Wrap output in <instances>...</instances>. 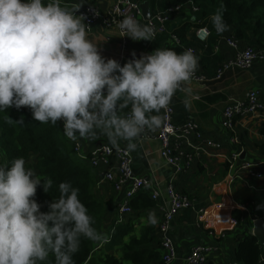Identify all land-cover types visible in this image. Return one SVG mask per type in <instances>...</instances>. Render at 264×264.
I'll use <instances>...</instances> for the list:
<instances>
[{
  "label": "clouds",
  "instance_id": "1",
  "mask_svg": "<svg viewBox=\"0 0 264 264\" xmlns=\"http://www.w3.org/2000/svg\"><path fill=\"white\" fill-rule=\"evenodd\" d=\"M82 4L71 9L61 0H0V112L30 109L33 121L62 122L64 136L73 142L104 136L131 153L146 131H156L160 113L188 85L199 67L192 50L156 48L123 66L101 55L88 37ZM218 34L228 30L221 12L211 17ZM120 37L134 42L155 36L151 24L132 16L117 22ZM190 100L186 98L188 106ZM127 109L126 114H121ZM8 123L23 124L21 119ZM50 178L41 179L26 168L23 157L0 166V264H41L54 255L55 264H75L81 238L99 242L102 235L70 182L58 185L59 196L42 212L35 196L48 193ZM147 220L156 224L155 212Z\"/></svg>",
  "mask_w": 264,
  "mask_h": 264
},
{
  "label": "crops",
  "instance_id": "2",
  "mask_svg": "<svg viewBox=\"0 0 264 264\" xmlns=\"http://www.w3.org/2000/svg\"><path fill=\"white\" fill-rule=\"evenodd\" d=\"M133 1L140 7L144 3L147 4L149 19L145 20L141 10V17L138 20L141 24H147L151 19L157 20L158 15H166L164 23L169 32L178 39V47L182 51L187 47H193L197 52L199 60L197 71L209 79L205 84L206 87L191 82L188 85L190 92L178 91L170 105L173 108V122L180 125L185 121H194L198 125L202 140H197L194 135L178 139L183 152L192 157L191 166L178 174L161 156L160 142L156 139L159 128L154 132L147 131L149 138L141 137L137 141V149L131 152L133 172L135 176L147 179L149 186L140 190L136 199L143 201L147 197L150 198V193L153 191H159L160 194L152 207L140 209L134 217L124 215L120 218L118 213L124 203V191L128 185L117 191L109 182L103 180L105 169H92L96 182L95 196L106 204L101 230L102 240L96 243L94 254L96 257L111 256L120 261L123 256V245L129 244L133 239H139L141 231L145 229L149 230V239L152 241L147 249L156 250L160 241L159 227L164 211L168 207L164 188L168 183H172L193 203L190 209L179 212L170 225V237L176 246V260L172 264H186L185 258L190 254L193 246L202 243L213 245L218 249L207 264H232L236 262L234 252L238 246L234 237L237 230L234 213L238 212L242 215L249 232L253 230L254 222L257 220L262 221L264 226V219L257 218L253 208V199L258 200L264 196V169L258 179L251 178L247 171L241 170L245 162L256 165L264 160V135L261 134L264 126V61L255 63L247 72L229 71L224 73L220 80L214 81L212 78L218 66L233 55V51L225 45L223 38H234L240 41V46L251 45L248 40L241 41L236 38V26L218 34L211 23V17L216 13L214 11L204 15L195 5L192 8L184 6L182 10L167 15L168 10L174 8L172 1ZM76 3H81V7L96 6L103 14L113 5L112 0H68L67 3L61 0V6L68 9ZM175 6L178 5L175 3ZM198 22H202L208 28L209 38L206 42L199 41L195 36ZM88 37L97 44L103 57L119 61L124 56L123 65L132 59L133 52L139 58L141 54H151L158 47L172 46L170 35L166 33L157 34L151 42H134L127 37L123 42L116 28L107 29L102 22L96 23L88 30ZM252 89L259 91L262 109L249 117L238 118L232 131L223 129V111L229 101L244 99ZM186 98L191 101L188 106L185 104ZM127 111L125 109L121 114H126ZM231 137L238 139L237 144L231 143ZM205 141H212L216 147H207ZM76 143L80 148L78 151H73V154L85 163L87 162L84 160L85 155L91 148L100 144L112 146L102 135L94 140H78ZM125 143L122 141L120 148L125 149ZM232 157L235 158L234 161L231 160ZM34 162L33 158L26 161V168L33 172L30 167ZM226 164L228 168L224 172L223 166ZM0 166H7L6 157L1 152ZM110 167L116 175L114 160L110 161ZM41 211H43L42 206ZM153 211L157 219L154 225L147 220L148 213ZM127 226H130L132 231L122 241L114 243L113 238L118 229ZM222 233H224L223 237L220 236ZM258 264H264L263 250Z\"/></svg>",
  "mask_w": 264,
  "mask_h": 264
},
{
  "label": "trees",
  "instance_id": "3",
  "mask_svg": "<svg viewBox=\"0 0 264 264\" xmlns=\"http://www.w3.org/2000/svg\"><path fill=\"white\" fill-rule=\"evenodd\" d=\"M174 5H196L206 15L209 11L221 12L228 28L235 27V36L243 41L248 40L251 45L264 51V0H169ZM68 0H64V3ZM178 53L182 52L179 47H168ZM8 118L13 122L21 119L23 124L8 123ZM264 135V126L261 130ZM0 152L6 157L7 166L19 157L26 161L33 158L34 165L30 168L42 180L50 178L53 186L48 193L38 187L35 199L43 207L42 212L48 211V203L59 196L58 185L61 182H70L73 187L79 189V199L87 207L88 213L94 220V227L101 234L105 219L106 204L99 201L95 196V180L92 168L87 162H81L73 154V145L64 136L62 126L57 122L55 126L51 123L42 124L33 121L32 113L28 108L20 110L13 108L6 112H0ZM224 172L228 164L223 166ZM139 192L129 201L131 207L130 217L138 214L140 209L150 208L154 205L151 198L139 201ZM254 201V212L257 218L264 219V196ZM244 203V202H242ZM257 203V204H256ZM237 230L234 234L237 239V249L234 252V259L238 264H258L262 250L257 238L252 236L245 225L242 215L235 212ZM132 231L130 226L120 228L115 233L113 242L122 239ZM93 242L81 238L79 251L73 256L75 264H160L161 253L158 248L149 251L147 248L152 243L149 239V230L141 231L139 239H133L129 244L123 245L122 259L111 256L96 257L94 254L95 245ZM113 247V246H112ZM111 247V249H112ZM41 264H55L54 255Z\"/></svg>",
  "mask_w": 264,
  "mask_h": 264
},
{
  "label": "built area",
  "instance_id": "4",
  "mask_svg": "<svg viewBox=\"0 0 264 264\" xmlns=\"http://www.w3.org/2000/svg\"><path fill=\"white\" fill-rule=\"evenodd\" d=\"M113 5L106 13H102L96 6L85 5L80 8L76 15H82L84 17V23L90 30L96 23L102 22L105 28H117V22L122 20L126 16H132L136 20L141 17V7L133 0H112ZM184 6L189 8L195 7L193 4L178 5L168 10L167 15L178 12L183 9ZM166 15L157 16V20L151 19L147 24H151L154 31L157 34H169L173 47L179 46L178 39L169 32L164 21ZM198 27L195 30V36L201 42H206L209 38V31L202 22H198ZM119 32V30H118ZM120 34V33H119ZM126 37H122L125 42ZM223 42L227 47L233 51V55L224 60L216 69L213 80L217 81L222 78L224 73L229 71H249L253 65L257 62L264 61V51L257 49L254 45L240 46V41L231 37L223 38ZM124 44V43H123ZM185 50H192L197 56V52L193 47H187ZM182 51V52H183ZM124 56L119 59V63L123 66ZM209 79L200 74L198 71L194 74L192 81L200 87H206L205 84ZM262 109V104L259 100V91L256 89L250 90L246 97L242 100H230L229 104L223 111L222 127L226 131H232L234 129L235 122L240 117H249ZM173 108L170 105L167 110L161 112L162 123L159 130L156 133V139L160 142L161 156L165 159L166 163L174 168L175 172L181 173L185 169L191 166L192 157L183 152L178 143V139L183 137L187 138L190 135L201 141L202 137L199 133L198 125L194 121H185L183 124L176 125L173 120ZM62 126V122H58ZM63 128V126H62ZM142 138H149V133L146 131ZM70 141V140H69ZM231 143L237 144L238 139L236 137L230 138ZM72 142V143H71ZM73 144V151H78L80 145L76 142L70 141ZM207 147L215 148L216 145L212 141H205ZM85 161L88 162L92 169H105L103 173V180L109 182L113 188L120 191L126 184L127 189L124 191V203L120 206L118 213L122 218L124 215L130 214L131 207L129 201L142 189L149 186L147 179L140 178L134 175L132 167V154L125 151L123 148L119 150L110 145L100 144L90 149L85 155ZM116 162V175L113 169L110 167V161ZM235 160L234 157L231 158ZM264 169V160L254 165L250 162H245L241 166V170L247 171L249 176L253 179L261 177L262 170ZM164 193L168 199V207L164 211L163 220L159 227V251L161 253V264H172L176 260V246L170 237V225L174 221L179 212L188 210L192 207V201L186 196L180 193L172 183H168L164 188ZM159 191H153L150 193V198L153 201H157L159 197ZM253 230L250 231L252 235ZM212 235V233L210 234ZM221 237L224 233L220 234ZM218 249L206 243L193 246L190 254L185 258L186 264H207L210 262V258L217 253ZM232 264H238L233 262Z\"/></svg>",
  "mask_w": 264,
  "mask_h": 264
},
{
  "label": "water",
  "instance_id": "5",
  "mask_svg": "<svg viewBox=\"0 0 264 264\" xmlns=\"http://www.w3.org/2000/svg\"><path fill=\"white\" fill-rule=\"evenodd\" d=\"M141 10L145 20L149 19L148 7L146 3L141 5ZM252 236L257 238L261 249L264 251V226L262 221L257 220V222H254Z\"/></svg>",
  "mask_w": 264,
  "mask_h": 264
},
{
  "label": "rangeland",
  "instance_id": "6",
  "mask_svg": "<svg viewBox=\"0 0 264 264\" xmlns=\"http://www.w3.org/2000/svg\"><path fill=\"white\" fill-rule=\"evenodd\" d=\"M208 13V12H207Z\"/></svg>",
  "mask_w": 264,
  "mask_h": 264
}]
</instances>
